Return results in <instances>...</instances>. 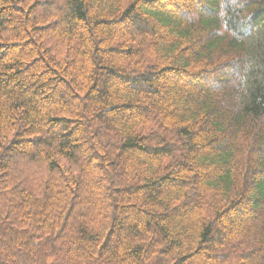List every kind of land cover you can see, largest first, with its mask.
Wrapping results in <instances>:
<instances>
[{"label":"trees","instance_id":"1","mask_svg":"<svg viewBox=\"0 0 264 264\" xmlns=\"http://www.w3.org/2000/svg\"><path fill=\"white\" fill-rule=\"evenodd\" d=\"M0 264H264V0H0Z\"/></svg>","mask_w":264,"mask_h":264}]
</instances>
